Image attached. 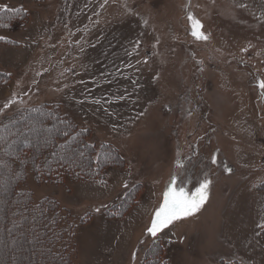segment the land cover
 I'll return each mask as SVG.
<instances>
[{"label":"rangeland","instance_id":"1","mask_svg":"<svg viewBox=\"0 0 264 264\" xmlns=\"http://www.w3.org/2000/svg\"><path fill=\"white\" fill-rule=\"evenodd\" d=\"M0 3L30 14L0 30V113L14 93L12 107L59 106L90 133L96 162L106 147L123 159L93 181H40L29 168L36 200L75 218L77 264H143L155 243L171 264H264V0ZM189 12L208 40L190 34ZM174 174L189 191L210 179L209 200L153 238ZM12 247L9 264L22 252Z\"/></svg>","mask_w":264,"mask_h":264},{"label":"trees","instance_id":"2","mask_svg":"<svg viewBox=\"0 0 264 264\" xmlns=\"http://www.w3.org/2000/svg\"><path fill=\"white\" fill-rule=\"evenodd\" d=\"M10 7L22 11L0 13V25H7L0 26V30H12L30 19L25 8ZM9 81L7 75L0 73V85ZM12 106L0 113V225L4 226L0 241L8 249L0 254V264L10 263L11 245L13 251L16 245L22 251L15 253L18 259L12 264H77L75 218L54 199L36 200L26 186L29 168L40 181L61 182L65 176L93 181L109 166H124L123 159L114 147H106L96 162L97 148L90 141V133L79 128L59 106ZM27 126L32 129L24 135H13ZM118 206H122V201L115 205ZM110 216L120 217L122 210ZM262 237L264 240V228ZM143 264L171 263L164 257L160 243H155L148 249Z\"/></svg>","mask_w":264,"mask_h":264},{"label":"snow or ice","instance_id":"3","mask_svg":"<svg viewBox=\"0 0 264 264\" xmlns=\"http://www.w3.org/2000/svg\"><path fill=\"white\" fill-rule=\"evenodd\" d=\"M240 7H245V5H240ZM21 11L22 8L10 7L7 4L0 5V13L19 14ZM187 18L190 23V34L196 40H208L209 36L203 31L202 22L191 12L188 13ZM0 40L7 41L8 37L0 36ZM259 87L260 89L264 90V81H259ZM14 103H16L15 93L13 94V97L4 104L3 107L8 108ZM0 111H2V109H0ZM212 162H217L215 156H213ZM177 164L179 166H183L182 162L180 161H177ZM225 170L228 172L232 171L231 168L227 167ZM177 181L178 177L174 174L171 177L163 194L162 203L154 210L152 214L151 223L146 229V234L153 238H156L158 234L163 232L175 222L196 216L209 200L210 186L212 181L207 177H205V179L200 182L199 186L196 187L194 191H189L183 184H178ZM125 187H127V184H125ZM95 211L99 212L100 209L97 208ZM257 227L264 228V221L258 224ZM135 255L136 254L134 252L133 258H135Z\"/></svg>","mask_w":264,"mask_h":264}]
</instances>
